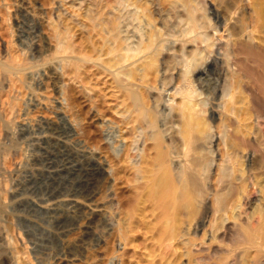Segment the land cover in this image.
I'll list each match as a JSON object with an SVG mask.
<instances>
[{"label": "bare ground", "instance_id": "obj_1", "mask_svg": "<svg viewBox=\"0 0 264 264\" xmlns=\"http://www.w3.org/2000/svg\"><path fill=\"white\" fill-rule=\"evenodd\" d=\"M43 1L46 10L37 0H0V154L23 132L15 121L28 70H43L59 89L61 66L78 82L88 68L107 72L123 95L121 167L133 176L138 197L131 221L117 222L118 240L127 242L133 218L144 222L148 213L159 241L181 244L188 264H250L253 251V263L264 264V0ZM67 4L79 6L72 16L87 32V46L63 18ZM24 29L35 39L29 55L15 46V33L24 37ZM205 70L220 81L208 89L211 98L197 78ZM61 91L75 104L65 86ZM113 159L107 160L117 181ZM62 205H69V217L80 203L54 197L46 207L59 213ZM65 218L57 219L61 232ZM11 243L0 244V264L20 260Z\"/></svg>", "mask_w": 264, "mask_h": 264}, {"label": "rangeland", "instance_id": "obj_2", "mask_svg": "<svg viewBox=\"0 0 264 264\" xmlns=\"http://www.w3.org/2000/svg\"><path fill=\"white\" fill-rule=\"evenodd\" d=\"M37 1L38 7L48 8H44L45 1ZM212 2L218 6L222 1ZM77 5L74 8L67 4L68 11L61 7L68 13H64L63 18L76 33L74 40L87 46L88 34L77 24L79 18L72 16L79 7ZM45 26L41 32L48 37L49 29ZM25 31L24 37L15 33L17 54L25 52L29 55L35 42ZM59 71L60 89L52 85L43 70L34 68L26 72L23 105L20 104L22 115L15 121L16 130L24 133L19 132L21 138L15 139L14 143L5 141L8 142L6 146L4 144L7 153L0 154V244L5 240L14 243L9 245V251L16 249L13 254L18 257L15 259L20 257L17 261H25L23 263L29 260V264H188V257L182 256L181 244L177 242L179 247H176L177 243H173L174 247H171L168 241H159L157 230L151 225L153 218L148 213L144 222L133 218L127 242L118 240L117 222L121 217L131 221L130 214L138 198L133 176L126 173L121 164V148L126 141L117 112L123 95L113 77L97 68L86 69L79 82L74 80L76 75L67 76L62 66ZM213 75L205 70L197 77L210 98L211 89L220 84ZM62 86L67 92L69 90L75 104H67L64 95L67 93L61 91ZM218 122L216 119L213 124ZM109 145L117 146V152L110 154L106 148ZM9 149L16 154H8ZM108 155L111 159L114 157L118 167L117 181L111 176ZM212 171L215 172V167ZM110 180L115 186L112 189L115 212L111 232L107 221ZM54 197L76 199L80 205L75 214L68 217L69 205L60 206L59 213L46 207L48 200ZM256 199L253 202H257ZM59 216L66 217V230L64 228L62 232L57 223ZM196 236L201 238L203 230L199 229ZM206 241L210 242L209 236ZM251 256L249 263L254 264L256 252L253 251ZM18 262L16 264L22 263Z\"/></svg>", "mask_w": 264, "mask_h": 264}]
</instances>
